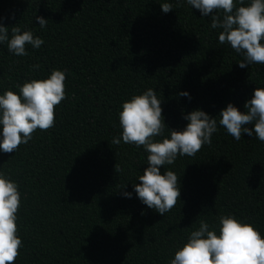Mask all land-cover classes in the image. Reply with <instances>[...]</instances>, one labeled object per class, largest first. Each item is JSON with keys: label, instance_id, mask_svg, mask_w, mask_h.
<instances>
[{"label": "trees", "instance_id": "trees-1", "mask_svg": "<svg viewBox=\"0 0 264 264\" xmlns=\"http://www.w3.org/2000/svg\"><path fill=\"white\" fill-rule=\"evenodd\" d=\"M163 2L0 0V16L14 14L5 21L9 35L16 23L44 40L39 49L26 45L22 57L0 44V93L67 70L54 126L0 152V170L22 196L15 264H169L201 220L213 225L228 214L264 234V142L255 133L237 141L218 124L211 144L161 166L179 177L181 193L163 216L132 187L148 154L112 143L121 103L148 88L162 100L166 126L182 130V112L200 108L215 117L229 102L244 111L253 89L264 87V64L240 68L243 57L219 43L210 16L177 0H167L173 10L164 13ZM36 15L48 20L45 28ZM183 90L190 100L177 95Z\"/></svg>", "mask_w": 264, "mask_h": 264}, {"label": "clouds", "instance_id": "clouds-1", "mask_svg": "<svg viewBox=\"0 0 264 264\" xmlns=\"http://www.w3.org/2000/svg\"><path fill=\"white\" fill-rule=\"evenodd\" d=\"M181 3L197 9L201 17H211L210 28L221 29L219 43H227L243 57L237 63L240 68L264 64V0H177V5ZM159 4L164 13L173 10L167 0ZM221 12L222 18L217 14ZM9 19H14V14L0 16V44L6 43L9 53L26 56V45L39 49L44 44L40 36H34L31 30L22 31L16 23L9 35V27L5 26ZM35 21L41 29L48 23L40 15ZM39 67L31 65L34 70ZM66 71L53 69L47 78L29 79L16 86L18 91L6 89L0 93V152H14L19 145L27 144L37 129L54 126L55 106L66 95ZM177 95L191 99L187 90ZM161 105L162 100L152 88L124 100L118 113L121 133L113 137L112 143L142 146L148 154V166L138 177L140 183L132 187L142 204L163 216L176 205L181 193L179 177L165 168L162 173L161 166L172 165L178 156H194L202 146L211 144L218 124L237 141L242 134L251 137L255 133L264 142V87L253 89L244 111L229 102L215 117L200 108L182 112L187 121L182 130L166 126ZM122 195L130 199L132 192L123 191ZM21 202L17 182L0 170V264H15L23 247L17 226ZM169 264H264V234L232 214L221 215L213 225L201 220L174 251Z\"/></svg>", "mask_w": 264, "mask_h": 264}]
</instances>
